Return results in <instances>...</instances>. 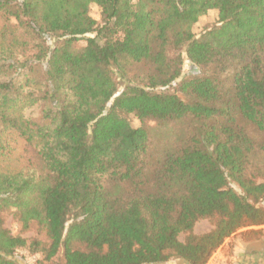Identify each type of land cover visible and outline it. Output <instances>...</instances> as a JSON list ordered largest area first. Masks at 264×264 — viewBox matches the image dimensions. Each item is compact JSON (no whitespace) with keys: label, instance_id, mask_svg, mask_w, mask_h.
<instances>
[{"label":"trees","instance_id":"16d2710c","mask_svg":"<svg viewBox=\"0 0 264 264\" xmlns=\"http://www.w3.org/2000/svg\"><path fill=\"white\" fill-rule=\"evenodd\" d=\"M185 60L196 72L181 77ZM186 118L150 167L144 122ZM249 126L264 135V0H0V264L20 247L62 249L57 264H205L264 224ZM12 133L35 166H1ZM4 211L47 241L11 234Z\"/></svg>","mask_w":264,"mask_h":264},{"label":"rangeland","instance_id":"374dc122","mask_svg":"<svg viewBox=\"0 0 264 264\" xmlns=\"http://www.w3.org/2000/svg\"><path fill=\"white\" fill-rule=\"evenodd\" d=\"M90 15L97 21H100V12L98 7L94 4L90 7ZM216 21V11L211 10L200 18L195 27H193V30L196 35H198L206 28L217 24ZM82 43L83 42L80 44ZM193 72H196V67H193L188 60H185L181 77H186ZM38 109V107L33 106L26 111V114L36 117L38 115ZM129 118L133 125H139L136 118L132 116ZM144 125L151 133V152L149 153V156L151 155L149 158L150 167L156 164L157 158L165 151L177 150L180 148L193 129V122L190 118L171 120L165 123L149 119L144 122ZM248 131L253 137L257 147V153L253 157V165L259 166L264 162V135L253 126H249ZM12 134L13 138L7 141L8 148L7 151H5L8 154V159L5 163H1V166L9 170H18L25 166H35L36 157L34 153L25 146L24 141L18 138L14 133ZM2 215L4 218V225L11 234L21 236L25 238L27 242L32 239H39L43 242L47 241L45 235L37 230V225L34 222H30L24 227L11 212L4 211ZM212 226V221L210 219H200L195 222L193 232L202 233L209 230ZM179 238L183 240L184 234H180ZM13 256L18 261V264H57L62 262V249L59 250L51 261L44 260L40 252H33L28 247L16 249ZM158 264L185 263L178 259H171L167 262ZM205 264H264V224L241 227L231 233L214 250Z\"/></svg>","mask_w":264,"mask_h":264}]
</instances>
